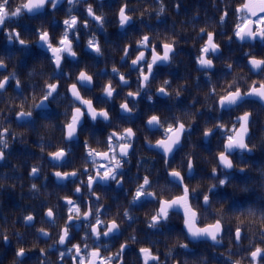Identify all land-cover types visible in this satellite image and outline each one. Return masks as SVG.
Returning a JSON list of instances; mask_svg holds the SVG:
<instances>
[{
  "label": "snow or ice",
  "instance_id": "obj_1",
  "mask_svg": "<svg viewBox=\"0 0 264 264\" xmlns=\"http://www.w3.org/2000/svg\"><path fill=\"white\" fill-rule=\"evenodd\" d=\"M88 2L89 0H82V3ZM233 2L234 0H225V6L221 10L222 14L216 23L223 29L231 17L234 16L236 18L237 22L232 29V34L227 39L229 42L235 39L240 42L241 46L247 45L248 51L243 53L246 58L243 67L247 69V74L233 75L236 68L241 66L233 62H226L224 67L227 69V73L220 77V79L225 81L224 84L218 86L214 83L212 76L207 74L210 71H214L213 58L218 57L220 54L217 33L209 31L205 26L200 28L198 34L200 39H204V43L199 48L196 62L201 72L206 74L211 85L209 91L205 93L202 108L218 113L213 121H204V128L200 133L203 140H211L213 137L218 140L217 150L212 154V160L214 161V166L211 168L210 173L212 182L206 187H202L199 183L193 186L188 179L197 170L194 151L185 152L181 157L180 170L171 167L177 150L183 151L184 141L191 140L192 126L196 122V115L201 109H196L192 112L184 109L181 110L182 116L172 113L164 117L154 110L151 111V114L144 121L145 130L154 129L155 131L152 132V135L155 136L159 133L162 138L156 139L153 143L152 139L146 136L145 141L150 148L155 147L161 150V158L166 168L164 184L159 185L157 182L156 186L160 190L149 191V189L154 187V183L150 179L153 169L149 167L146 169L148 174L140 178L142 183L140 179L133 177L135 191L131 194V199L128 203L129 206H134L140 204L145 198H150L151 202L157 205L153 209L154 214L148 218L147 227L149 229H161L170 221L172 215H178L183 223V242L178 237L176 242L164 253L165 258L162 259L159 254V248L156 247L158 241L149 238L147 240L149 246H140L138 248V255L134 257L133 264H169L170 261L177 260L176 256L173 255L175 249L184 250L183 254L177 253V255L187 256L191 252V244L205 242L215 247L223 244L226 236L231 246L225 252L219 253V255L224 257L223 264H238L233 259L236 256H239L241 260H248V264H254V262L255 264H264V206L254 202L243 204L242 201L227 203L225 200L217 199L219 195L216 192L222 187L233 186L235 171L248 170L246 167L239 166L236 154L239 153V157L247 163L249 153L257 150L253 142L251 129L255 126V117L259 114V111H264V52L257 53L255 51L257 41L260 44H264V0H239L238 5L234 9L232 8ZM96 3L103 7L104 0H96ZM64 4L67 5L66 18L61 21L63 27L59 36H54L50 29L44 27L45 24L43 22L37 25L34 40H26L18 30L12 31L15 28L10 25L14 21L37 12L41 13L42 16L45 12H49L50 15L46 18L49 23L53 22L56 18L57 10ZM12 5L13 0H6L3 8H0V12L9 10L16 12V16L7 17L4 23L0 24V31H4L5 34L7 29L9 34H5L6 41L10 37L11 42L14 45L18 44L21 51L15 50L9 54H0V57H3L4 60H13L16 57V53L27 52L30 44L34 43L45 48L51 54L48 57V62L49 64H54V68L40 88L41 99L38 103L35 97L36 86L33 84L32 105L30 109H25L28 96L25 94L24 82L19 79L16 67L9 72L8 65L0 63V68L4 69V71L0 72V77H3L0 80V104L5 103V94L10 86L20 89V93L15 98L21 100L19 106L12 103V106L9 107L8 104H5V108L0 109V141L12 144L16 141L17 136L23 137V133H16L11 126H5L9 123L6 112H15L16 120H32L37 109L43 108L46 104H58L59 101L64 99L68 100L69 107L63 113L65 121L60 131L61 143L67 147V152L65 147L50 151L48 155L52 161L60 162L73 155L71 142L79 137L84 122L89 118L95 123L103 122L107 127L117 129L109 132L103 140L95 137L96 143L102 144L106 149L104 151H97L90 146L88 139L84 140L83 146L87 149V156L82 157L84 163H88L89 157L93 158V163H96L97 159L108 161L107 164H99L94 174L90 169L84 168L74 171L57 170L54 172L57 179L75 178L78 180L80 176L87 177L86 181H79L80 186L76 187L74 192L83 195L82 189H85L88 193V201L82 204H77L76 201L68 197L63 198L66 202L64 206L69 214L64 218L61 229L56 233L58 239H54L56 241V261L54 264H126V250L132 245L140 244V239L135 234V229H133V234L120 243L119 248L113 253L112 257L106 255L107 251H111L112 245L105 243L103 238H118L117 234H122V225L117 222L116 218H113L110 222H104L101 219V216L106 213L101 212V197L96 194L95 185L98 181H111L117 186L123 185L124 172L122 169L125 164L131 163V151L134 148L133 138L136 137L139 129L134 130L133 127H124L120 130V125L113 123L110 110L102 107L97 108L94 106L92 99H86L82 95V91L87 93L94 87L93 75H90L88 71L80 70L74 78L75 82L71 83L70 88L66 89L65 93L60 91L64 80L55 76L57 71L64 72L62 62L67 58L78 59V53L74 51V45L80 39V28H85L95 22V26L99 30L106 32V17L95 15V8L86 12L87 15L81 19L78 14H74L77 7L76 0H74L72 5L68 4V0H63V2L58 0L54 7H52V0H23L21 5L15 7ZM175 8L180 11V0H175ZM131 11L132 9L127 0H124L117 13L119 27L124 28L132 22L133 16L129 14ZM205 23L207 24V20ZM154 40L156 41L155 43L153 42ZM177 43L178 41L175 39L165 38V40H160L159 36L143 34L136 41L137 47L135 51L138 52V55L134 59H131V54L127 47L122 49L121 61L126 62L131 59L129 67L134 68L138 73L136 90L128 91L124 97L126 102L119 105L122 113L133 114L134 109H139L137 97L153 101L154 95L150 94L144 85H150L155 79L154 66L172 63L176 54L174 46ZM86 47L98 56H103L101 46L97 40H87ZM85 68H87V65H85ZM112 73L113 80L116 76H119L120 87H131L125 75L120 73L117 67L114 66L112 68ZM35 74H37V70L33 66L28 70V76L32 77ZM40 74L43 75L42 65ZM229 75L232 76L231 81L227 79ZM253 76L257 77V79H252ZM65 79H73L72 73H66ZM197 81H199V77H197ZM84 85L88 87L84 88ZM163 85L156 90L155 95L172 98L173 92L168 90L171 86V80L165 78ZM183 87L181 85L174 91L175 97L182 95ZM67 91L71 92V98L67 96ZM101 92L105 97L103 103L108 104L115 99L116 88L113 86L112 80L101 86ZM7 99L12 102L14 98L8 97ZM192 103H196L195 98ZM256 103H259L260 110L254 107ZM222 112L228 113L229 119L227 121L219 115ZM233 114H235L234 118ZM69 116L70 119H68ZM189 116L191 117L190 121L182 118ZM209 124H211V127H209ZM44 127L54 128L55 126L49 122ZM43 140L44 138L40 137L41 152L44 151L45 147ZM20 142L23 143V139ZM49 144H51V141H49ZM261 144L264 145V141H261ZM9 149H5L3 143H0V164L8 159ZM140 159H145V157L142 156ZM137 166L139 170V161ZM15 170L14 166L13 171ZM42 172L43 169L40 165H32L27 175L34 180L41 176ZM259 172L262 182H264V166H261ZM8 175V173H3L6 178ZM44 179L46 180L47 177L45 176ZM234 186L240 187L243 191H248L254 185L251 180H247ZM5 187H15V185L5 184L0 181V190ZM29 191L34 194L38 193L40 186L33 182ZM93 196L96 197L94 202L92 201ZM119 215L120 213L117 211L116 217L118 218ZM229 215L235 223L226 225L223 223V218ZM44 216L47 219L45 220L43 217L41 219L49 223V226L55 227L61 219L59 205H56L55 209L48 207ZM123 216L129 222H135V217L130 215L128 210L123 212ZM249 217L252 218L251 221L248 219ZM6 219L0 213V243H4L7 239L5 234ZM19 219L26 229L35 228L36 226V217L32 214H23V210ZM77 221L83 223L81 230L84 231V235L73 243L74 236L79 235V233L75 232L74 227ZM13 235L17 243H21L25 239V234L19 231L14 232ZM41 236L53 239V236L43 227L39 230L36 229L35 233L37 240ZM245 240H247V245L244 244ZM61 246L63 250H61ZM35 247L34 244L32 248L20 247L16 249L15 254L22 258L19 264H24L28 252ZM49 248L39 249L45 259L39 260L37 264H48L50 260ZM179 264H181V261H179ZM182 264H190V262L186 258L182 261ZM192 264H209V261L207 257L200 256L193 258Z\"/></svg>",
  "mask_w": 264,
  "mask_h": 264
},
{
  "label": "flooded vegetation",
  "instance_id": "obj_2",
  "mask_svg": "<svg viewBox=\"0 0 264 264\" xmlns=\"http://www.w3.org/2000/svg\"><path fill=\"white\" fill-rule=\"evenodd\" d=\"M95 5L96 11L99 12L101 9L106 13V32L99 30L93 22L89 29L86 31L85 28L81 27L79 31L80 39L75 42L74 51L78 53V59L73 60L67 58L62 62L64 72H55V76L64 80L63 87L60 88L61 93H65L66 89L70 88L71 83L75 82V76L78 75L80 70H86L90 75H93L94 87L87 93L82 91V95L86 99H92L94 106L97 108H105L110 110L111 117L114 124L120 125V130L124 127H133L134 130L137 128L136 137H134V148L131 151V163L125 164L122 171L124 172V183L122 186H117L111 181H98L95 185L96 194L101 197L100 207L101 212H105V215L101 216L102 220L110 222L113 218L117 219L118 223H121V233L117 234L118 238L115 237H104L103 241L112 245L111 251H115L119 248L126 237L135 234L140 239V244L132 245L126 250V264H133L134 257L138 255V248L140 246H149L147 240L149 238L158 241L156 247L159 248V254L164 259V253L168 250L176 239L179 237L183 242V223L182 219L178 215H172L170 221L165 224L161 229H149L147 227L148 218L154 214L153 209L157 207L151 202L150 198H145L138 205L129 206L128 201L131 199V194L135 191V185L133 184V177L140 179L144 175H147L146 169L151 167L153 169L152 175H158L159 177H150L154 183V187L149 191H159L157 182L159 185L164 184L166 176V168L163 162L161 150L155 147H149L145 141V137L148 136L152 139L153 143L156 139L162 138L159 133L155 136L152 135L154 129L145 130L144 121L147 116L151 114V111L158 112L162 117L168 116L175 113L177 116H182V111L187 109L192 112L196 109H201L196 115V122L192 126L191 140H185L183 145V151L177 150L175 158L171 163V167L179 169L181 157L185 152L194 151V159L197 164V170L194 174L188 177L191 184L194 186L197 183L201 184L202 187H206L211 183V168L214 166L212 160V154L215 153L218 146V140L213 137L211 140L201 139L200 133L204 128V121H213L218 115L215 111H208L207 108H202L204 103L205 93L209 91L211 85L207 79L206 74L202 73L199 65L196 62V58L199 55V48L204 43V39L198 37L200 23L199 22H185L182 23L178 33L173 36L168 35V22L169 14L168 8H173L174 4H166V13L157 20L155 11L151 9L156 8L158 5L156 0H127L132 11L129 13L133 16V20L130 24L124 28L119 27L118 21V10L124 0H104L103 7L96 3V0H91ZM181 7L184 6L183 2ZM13 7L15 6V0H13ZM225 2L209 4L210 14L214 17L209 18V21L204 23V26L209 31H215L217 33V42L220 45V54L218 57H214V71H210L207 75H211L213 82L218 86L224 84V80L220 77L227 73L224 64L226 62H233L241 67L236 68L235 74H247V69L243 67L246 62V58L243 53L247 50V45L241 46L240 42L233 39L231 42L228 41L227 37L232 34V29L235 25L236 18L233 16L229 19L226 26L223 29L216 24L215 16L220 14L224 8ZM67 5H62L56 13L55 23L48 22L47 16L49 12H45L42 16L41 13H33L31 15L24 16L18 21H14L10 26L21 32L23 38L26 40H34V33L37 25L43 22L48 29L51 30L54 36H59L62 30L61 21L66 18L65 11ZM216 8H219L216 9ZM234 9V8H233ZM147 14L145 15L144 13ZM143 13V15H141ZM74 14H78L83 19L87 14L82 5H77ZM164 27V36L158 33L159 29ZM156 30V31H154ZM92 34H95L97 41L101 46L103 56H98L96 53L86 47V42ZM143 34H149L152 36H159L160 40L171 37L178 41L175 47V56L173 57L172 63L165 65L160 64L154 66L155 79L150 85L145 84L146 90L154 95L153 101L150 103L143 97H137L139 100V109H134L133 114L122 113L119 109L121 102H126L124 97L128 91L136 90V81L138 73L134 68H130L131 59H134L138 52L135 51L137 45L136 41L141 38ZM206 39V38H205ZM156 42L155 40L153 41ZM8 43L5 39L4 31H0V54H9ZM127 47L131 54V59L126 62L121 61L123 55L122 49ZM255 51L257 53L264 52V44L256 42ZM28 54V55H27ZM21 65L17 67L20 79L24 82L25 94L28 96V101L25 104V109H30L32 105L33 97V84H35V97L38 103L41 99L40 88L43 86L48 75L52 73L54 64H49L48 57L51 55L47 50L37 44H30V48L27 52H21ZM32 56V60L29 61V56ZM41 65L43 67V75L40 74ZM87 65V68H85ZM33 66L36 67L37 74L32 77L28 76V70ZM117 67L120 73L125 75V78L129 81L131 87H120L119 76H116L113 80L112 68ZM66 73H72L73 79H65ZM199 77V81H197ZM169 78L171 80V86L169 91L173 92L172 98L157 96L155 95L156 90L164 86L163 80ZM228 81H231L232 76H227ZM252 79H257L253 76ZM109 80H112L113 86L116 88L115 99L105 104L104 95L101 92V86L106 84ZM183 85L182 95L175 97L174 91ZM87 88V85L83 86ZM18 94L20 93V89ZM67 96L71 98V92L67 91ZM5 101L8 103V99L5 96ZM195 98L196 103L192 101ZM211 103V101H209ZM21 104V100L17 99V106ZM131 106V105H130ZM69 107L68 100L64 99L59 103L46 104L43 108L37 109L34 113L32 120H16L14 117L8 116L9 123L6 126L11 128L16 133H23V137L17 136L14 143L8 151V159L0 164V181L5 184H14L15 187H5L0 190V213L3 217H6V227L13 229V234L16 231L25 234V239L22 242L26 247L32 248L33 243H36V247L32 251L28 252L24 264H37L40 260V247H46L54 239H58L56 236L64 223V218L69 214L67 208H65L64 197H68L82 204L88 201V193L85 189H82L83 195L76 194L74 189L80 186L79 181L85 180L87 177L80 176L78 180L73 179H57L54 176V172L59 171H74L77 169H90L94 174L99 164H107L106 160H96L93 163V158H88V163H84L82 157L87 156V149L83 146L85 139L89 140L91 147L97 151L106 150L102 144H97L95 137H99L103 140L109 132L116 131V128H109L103 122L95 123L93 125L90 118L86 120L80 130L79 137L71 142L73 155L60 162L52 161L48 153L55 151L59 147H65L61 143V126L65 121L64 111ZM254 107L260 110L259 103H256ZM6 114V113H5ZM12 114H15L12 112ZM225 121L229 119L227 112L219 113ZM233 114V118H234ZM185 120L190 121L191 117H182ZM70 119V116L68 117ZM255 126L251 129L253 142H259V138L264 133V111H259V114L255 117ZM51 122L55 127H44L46 123ZM211 126V124H209ZM40 137L44 140V151L40 149ZM23 139V143H21ZM51 141V144H49ZM195 147H192V146ZM67 152V147H65ZM260 154L261 161L264 158V152L257 151L256 154ZM256 154L252 155L255 156ZM145 159H140V157ZM237 158L239 153L236 154ZM249 156L248 159L251 160ZM42 157V159H41ZM151 158V159H150ZM139 161V170L137 162ZM123 163V161H122ZM32 165H40L43 169L42 175L35 178H29L27 173ZM55 165V166H54ZM62 165V166H60ZM15 166V171L13 168ZM200 170H203L208 174V178H201L199 176ZM3 173H8V177H4ZM133 175L132 177H129ZM47 177L45 180L44 177ZM237 179V177H236ZM75 180V182H73ZM238 180V179H237ZM35 182L40 186L38 193L30 192L31 184ZM142 183V179H140ZM239 182V181H237ZM217 191H220L219 189ZM221 190L218 193H222ZM95 196L92 197L94 202ZM59 205V215L61 219L58 221L55 227L49 226V223L44 222L41 218L47 219L44 214L48 207ZM32 214L36 217L35 228L26 229L23 226L22 221L19 217L22 214ZM128 210L130 215L135 217V222H129L126 217L123 216V212ZM119 211L120 215L117 218L116 213ZM94 223V221H93ZM83 223L77 221L75 224V232L79 235L74 236L73 243L77 242L83 235L82 231ZM43 227L52 236L53 239H47L43 236L37 240L35 238L36 229ZM14 236V235H13ZM168 239L170 240L168 242ZM17 244L16 238L12 240L13 247H4L3 243H0V264H8L10 256L14 254L15 247ZM225 242L215 247L210 246L209 243L199 242L190 245L191 252L185 255H177V253H184L183 249H175L173 255L176 259L182 261L188 259L190 264L195 257L200 255H209L224 252L217 247H223ZM228 246H231L229 242ZM61 250L63 247L61 246ZM55 250H50L49 256L52 261H56ZM221 256V255H220ZM223 257V256H222ZM172 264V261L169 262Z\"/></svg>",
  "mask_w": 264,
  "mask_h": 264
},
{
  "label": "clouds",
  "instance_id": "obj_3",
  "mask_svg": "<svg viewBox=\"0 0 264 264\" xmlns=\"http://www.w3.org/2000/svg\"><path fill=\"white\" fill-rule=\"evenodd\" d=\"M57 2H58V0H52V7H54ZM60 2H63V0H60ZM5 3H6V0H0V8H3ZM22 3H23V0H15V6L21 5ZM73 3H74V0H68V4L69 5H72ZM156 3H157L158 6L156 8L151 9V11H155L156 18H157V20H159V18L162 17L166 13V4H165V0H156ZM76 4L77 5H82L84 7L85 12H88L90 10L95 9V5L91 2V0H89L88 3H82V0H76ZM144 14L146 15L147 12L144 13ZM95 15L100 16V17H106V13L102 9L99 12L95 11ZM10 16H13V17L16 16V12L12 11V10L5 11V12H0V24H3L5 19L7 17H10ZM53 23H55V20L53 21ZM44 27L47 28L46 25ZM89 27H90V25H87L85 27V30L87 31L89 29ZM12 31L15 32V31H17V29H13ZM199 31H200V29H199ZM5 34L6 35L9 34L7 29L5 30ZM168 38L172 39L171 37H168ZM88 40H94L95 41V40H97V37H96L95 34H92ZM7 43H8V45L10 47L14 45L11 42V38L10 37H9V40L7 41ZM245 52H247V50ZM12 61L13 60H4L3 57H0V63L7 64L9 72H11L13 70V68L15 67L14 63H13V66L11 68L9 67V64L12 63ZM2 71H4V69L0 68V72H2ZM2 79H3V77H0V80H2ZM19 79H20V77H19ZM149 102L151 103L152 100H149ZM121 103H123V102H121ZM92 123H93V125H95V121H92ZM209 127H211V126H209ZM261 141H264V133L261 134V136L259 138V142H254V144L256 145L257 150L254 151V152L249 153V156H252V155L256 154L257 151L264 152V145L261 144ZM0 143H3V147L5 149H9L11 147V144L8 143V142L0 141ZM192 147H194V145ZM238 163H239L240 167H246L248 170L247 171H235L234 175H233L234 181H241L243 183L244 181L251 180L252 184L254 185V186L250 187L248 191H243L240 187H235V190L237 192H239L241 194V196H243V197H251L249 199L242 200L243 204H248V203L254 202L256 204L264 206V182H262V177H261L260 172H259L261 166H264V161H255V162H253L251 160H248L247 163H246L243 159H241L238 156ZM237 175L242 177L243 179L237 180L236 179ZM242 183H240V184H242ZM237 185H239V184H237ZM223 189H224V187L220 188L219 190L221 191ZM220 191L216 190L217 193L220 192ZM248 219L250 221L252 220L251 217H249ZM233 221L234 220L230 216H225L223 218V223H225L226 225L230 224V223H233ZM104 222H108V221L105 220ZM40 228H37V230H39ZM13 231H14L13 229L6 227L5 234L7 236V239L3 243L5 248H7L9 246L13 247L12 240L15 238L13 236ZM55 243H56V241L53 240L46 247H40V248H49V246H51L49 248V250H55ZM34 244H35V246H37L35 242L33 243V245ZM33 245H32V247H33ZM20 247L29 248V247H26L21 242V243H17L16 244L15 251H16V249H18ZM15 251H14V254L12 256H10V258L8 260V264H19V261L22 259L20 256L15 254ZM116 251H117V249L115 251H107L106 255L108 257H112L113 253L116 252ZM44 259H45L44 255L42 253H40V260H44ZM233 259L236 262H238V264H248V260H241V258L239 256H236ZM48 264H54V261H52L50 259L48 261ZM172 264H179V260H173ZM254 264H255V262H254Z\"/></svg>",
  "mask_w": 264,
  "mask_h": 264
},
{
  "label": "trees",
  "instance_id": "obj_4",
  "mask_svg": "<svg viewBox=\"0 0 264 264\" xmlns=\"http://www.w3.org/2000/svg\"><path fill=\"white\" fill-rule=\"evenodd\" d=\"M165 2L168 4V7L170 4H172V3L174 4L173 8H171V9L168 8V10H167V12L169 14L168 16L170 19V21L168 22V35L173 36L174 34L178 33L181 24L182 23L184 24L185 22H188V23L189 22H193V23L199 22L200 27H205L204 26L205 21L207 20V22H208L209 18L214 17V15L210 14V11L208 10L209 4L210 3L211 4L221 3V2H225V0H180V2L184 3V6L180 8V11H177L175 8V0H165ZM238 3H239V0H234V2L232 4V8H235L238 5ZM216 9H219V8H216ZM221 14H222V11L220 12V14L217 13V15L215 16L216 21L219 20V16ZM168 16H166L164 14V19H165V17H168ZM194 17H195V19H193ZM215 25H218V24L216 23ZM154 31H156V30H154ZM158 33L164 36V27L162 29H159ZM19 47L20 46L17 44V45H13L11 47L8 46V49H9L10 53H12L15 50L21 51ZM21 57H22V55H20V53H16V57H15V59H13L12 63L9 64V67L11 68L13 66V63H14V65L17 69V67L19 65H21ZM31 60H32V56L30 55L29 61H31ZM5 96L7 98L13 97L14 99L12 102L8 101V103H7V101H5L4 104H0V109L5 108V104H8V106L11 107L12 103H14L17 106V99L18 98H15L18 96V90L17 89H15L13 86H10L8 89V92L5 94ZM13 113H15V112H13ZM6 115L14 117L15 114L6 112ZM250 158H251V161H253V162L261 161V159H262V158H260L259 153L256 154L255 156L250 157ZM262 161H264V158ZM199 173H200L199 176L201 178H208V174H206V172H204L203 170H200ZM132 176L133 175H131L129 177H132ZM156 176L159 177V174L158 175H152L150 177H156ZM236 177L238 180L243 179L242 177H240L238 175ZM240 183H242V182L241 181H239V182L234 181L233 186H229V187L224 188L223 189L224 191L222 193H217V195H219L217 197V199L225 200L227 203H231L233 201V203H234L236 201H242L244 199L251 198V197H243V196H241V194L239 192H237L235 190L234 185H237ZM234 223H235V221H233V223H230V224H234ZM169 241L170 240L168 239V242ZM224 242H225V245L223 247L221 246V247H217V248H219L220 250L225 252L226 249L228 247H230L227 245V243H228L227 236L225 237ZM244 244L247 245V240L244 241ZM200 256L207 257L209 264H223V261H224V257L219 255V251H217L216 254H212L211 256H209V255H200Z\"/></svg>",
  "mask_w": 264,
  "mask_h": 264
}]
</instances>
